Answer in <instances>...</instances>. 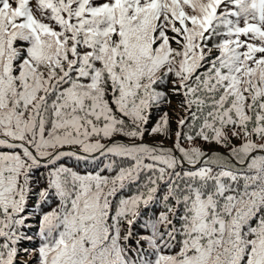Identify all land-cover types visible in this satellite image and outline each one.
Masks as SVG:
<instances>
[{"label": "snow or ice", "instance_id": "obj_1", "mask_svg": "<svg viewBox=\"0 0 264 264\" xmlns=\"http://www.w3.org/2000/svg\"><path fill=\"white\" fill-rule=\"evenodd\" d=\"M0 264H264V0H0Z\"/></svg>", "mask_w": 264, "mask_h": 264}]
</instances>
